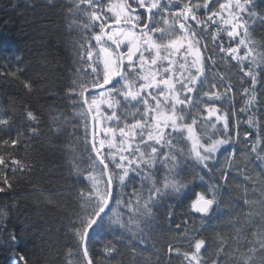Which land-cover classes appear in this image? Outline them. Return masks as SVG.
I'll return each instance as SVG.
<instances>
[{"label": "snow or ice", "instance_id": "obj_1", "mask_svg": "<svg viewBox=\"0 0 264 264\" xmlns=\"http://www.w3.org/2000/svg\"><path fill=\"white\" fill-rule=\"evenodd\" d=\"M31 3L20 33L32 44L47 47L60 27L53 17L81 36L67 77L46 54L35 63L19 51L0 56V80L17 89L0 104V194L14 193L34 171L31 140L67 137L60 149L69 174L87 172L90 185L87 195L71 186L55 205L65 206L64 246L75 247L81 264H103L100 256L116 264H264V2ZM218 53L235 62L234 75L212 70ZM75 65H87L86 78ZM45 87L51 102L33 106L29 98ZM233 174L251 182L255 199L248 188L240 193ZM226 192L239 195L226 203ZM19 211L15 198L0 204L7 264H68L72 249L53 256L43 237L17 250L25 231L6 222ZM149 248L155 259L144 256Z\"/></svg>", "mask_w": 264, "mask_h": 264}, {"label": "trees", "instance_id": "obj_2", "mask_svg": "<svg viewBox=\"0 0 264 264\" xmlns=\"http://www.w3.org/2000/svg\"><path fill=\"white\" fill-rule=\"evenodd\" d=\"M63 3H68L69 0H62ZM258 2H264V0H258ZM33 8L31 0H0V56L9 55L17 51L27 59L35 61L41 56L46 54L48 60H50L53 66H58L60 69V75L67 77L73 75L72 67L73 61L76 59L75 49L73 47L74 42L80 39L81 32L78 29L69 31L61 18L53 17L60 25L58 30L54 31V37L48 41L47 47L38 43L32 44L27 36H22L20 33V26L26 19L31 17ZM264 31V30H262ZM83 35H89L88 32H83ZM227 38L225 37V40ZM95 43L94 41L92 42ZM26 44L28 46H26ZM234 46V45H233ZM203 51V49H202ZM217 55V66L212 68L213 71L220 74H235L236 69L232 67L234 61H228L225 59L221 61L220 56ZM190 59V58H189ZM180 60V57H177ZM167 62H165V65ZM210 64V62H209ZM77 68H81L79 73L80 78L84 77V72H90L87 65H75ZM209 68L206 66L205 72L207 73ZM235 78V77H234ZM179 87V86H178ZM49 88L45 87L42 93L34 94L29 99L32 101L33 106L45 105L49 101L48 97ZM17 89L14 84L5 83L0 80V104L4 103L10 96H15ZM195 96V93L193 94ZM57 103L61 105L62 111L72 112L70 107L65 108L63 101L58 100ZM219 106L220 102H216ZM242 104V100L239 95L236 96V107L239 108ZM203 105L201 106V114L204 113ZM131 119V117H129ZM71 131V128L68 129ZM66 129V131H68ZM79 136H83V128L78 133ZM67 142V137L54 138L51 144H47L42 139H33L30 143L33 146V153L31 162H36L34 171L29 175V178L19 182V186L14 193L0 194V204L11 203L15 198L19 202V213H14L6 222L8 230L16 231L18 234L21 229L25 231L26 243L18 247V251H25L31 249L33 244L41 243V238H44V242L48 243L52 249L53 256L59 255L57 249L60 252H67L68 248L72 249L73 255L69 258L68 264H81L80 258L75 255V247L71 244L65 247V241L67 237L61 230V221L66 223L62 213L65 211V206L55 205L57 200H62L68 196V189L75 185L76 188L87 195L86 186L90 185V181L87 179V172L83 175L77 176L75 174H69V164L67 161V150H61L60 146ZM90 147V144H89ZM243 148V146H240ZM106 151V150H105ZM20 155H23L22 153ZM7 159V157H6ZM87 155H83V159L80 162L82 169H87L88 164L85 162ZM251 163L249 167H256L258 162L254 161L253 157H249ZM29 162V161H25ZM10 163V161H9ZM258 168L256 171L258 172ZM9 174L11 168L8 169ZM95 174V173H94ZM19 177V173L17 174ZM236 184L242 181V178L233 174ZM233 179V177H230ZM138 186V185H137ZM102 187V185H101ZM131 187L126 191L131 192ZM241 191V190H240ZM239 193L230 192L223 194V199L227 203L230 198L238 197ZM51 198V202L47 198ZM83 206V205H82ZM242 220L246 219L241 213ZM126 218V216H125ZM230 219V217L228 218ZM225 235H231V230L224 229ZM209 235H215L210 233ZM6 234L0 233V264H7V261L11 255L8 246L4 243ZM244 243V241H241ZM54 245V247H53ZM147 247V246H142ZM97 251L100 250L97 246ZM246 251V249H242ZM153 250L151 248L145 251L143 254L145 257H152ZM98 261H102L103 264H116L115 261H105L103 256L96 257ZM173 264H177L174 260Z\"/></svg>", "mask_w": 264, "mask_h": 264}, {"label": "rangeland", "instance_id": "obj_3", "mask_svg": "<svg viewBox=\"0 0 264 264\" xmlns=\"http://www.w3.org/2000/svg\"><path fill=\"white\" fill-rule=\"evenodd\" d=\"M178 74V73H177ZM259 171V170H258ZM253 175H255V173H253ZM239 177H241V176H239ZM242 178V181H240L238 184H239V186H240V193H243L244 192V189L245 188H248V183H251L250 181L249 182H245L244 181V179H243V177H241ZM235 182H236V180H235ZM259 190H257V195L259 194V192H258ZM248 195H249V198L251 199V198H253V199H255V195H256V193H253L252 192V189H251V187L250 188H248V193H247ZM261 199H264V197H261ZM253 208H254V210H255V206L253 205L252 206Z\"/></svg>", "mask_w": 264, "mask_h": 264}, {"label": "bare ground", "instance_id": "obj_4", "mask_svg": "<svg viewBox=\"0 0 264 264\" xmlns=\"http://www.w3.org/2000/svg\"><path fill=\"white\" fill-rule=\"evenodd\" d=\"M201 115H206V113H202ZM118 259H123V257H121V258H118Z\"/></svg>", "mask_w": 264, "mask_h": 264}]
</instances>
